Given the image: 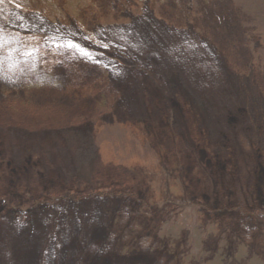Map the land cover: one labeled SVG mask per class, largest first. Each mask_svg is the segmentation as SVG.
<instances>
[{"label":"rangeland","instance_id":"obj_1","mask_svg":"<svg viewBox=\"0 0 264 264\" xmlns=\"http://www.w3.org/2000/svg\"><path fill=\"white\" fill-rule=\"evenodd\" d=\"M263 197L264 0H0V264H264Z\"/></svg>","mask_w":264,"mask_h":264},{"label":"trees","instance_id":"obj_2","mask_svg":"<svg viewBox=\"0 0 264 264\" xmlns=\"http://www.w3.org/2000/svg\"><path fill=\"white\" fill-rule=\"evenodd\" d=\"M44 17L45 18H47L45 15H44ZM48 19V18H47ZM48 21H53L52 19L51 20H48ZM37 37H39V36H36V38ZM40 38V37H39ZM38 41H36V43H37ZM170 65V67L173 69V70H175V71H177V70H179L180 72H181V74L180 75H183V78H184V76H189V77H191V74H190V68H189V70H185V69H183L185 66H186V64H181V65H179L180 67H181V69H183V71L180 69V67L178 66V64H176L175 65V67L173 66V65H171V64H169ZM169 65H167L168 67H169ZM209 66L210 65H207L206 66V64H205V66H202V67H199V65L197 66L198 68H205V70H204V72H207V71H209L210 70V68H209ZM178 67V68H177ZM175 71H173V73L175 72ZM172 72V71H171ZM193 72L194 73H197L198 74V71H197V68H195V69H193ZM191 73H192V70H191ZM181 77V76H180ZM182 79V78H181ZM220 99H222V97H220ZM215 108V107H214ZM214 108H212L211 109V111H210V117H213V119L212 120H214V119H216L217 118V116H216V113H218V112H216L215 110H214ZM212 110H213V112H212ZM227 111V108L226 107H224V111H222L221 113L222 114H225V112ZM211 113H213V114H211ZM264 197L263 198H261V199H259L257 202H258V205H259V207L257 208V210H254L252 213H251V215L252 216H256V217H259V216H264ZM247 203H248V201L249 200H245ZM55 202H58V200H55ZM43 205H46V203L45 204H43ZM13 206H14V204H13ZM11 204L9 205V207L11 208L10 210H12L13 212H16L17 214H21L22 212H24L25 211V209L26 210H33V207L31 208L30 206H28V207H22L21 205L19 206V207H13ZM30 207V208H29ZM205 206L203 205H201L200 206V210H202L203 211V208H204ZM209 207H212L213 209H216V204H215V201H214V197L210 200V202H209Z\"/></svg>","mask_w":264,"mask_h":264}]
</instances>
